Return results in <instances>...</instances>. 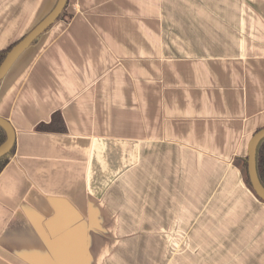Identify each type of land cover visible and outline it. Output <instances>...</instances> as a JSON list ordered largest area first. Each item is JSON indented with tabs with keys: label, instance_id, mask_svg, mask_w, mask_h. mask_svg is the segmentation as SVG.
Returning a JSON list of instances; mask_svg holds the SVG:
<instances>
[{
	"label": "crops",
	"instance_id": "crops-1",
	"mask_svg": "<svg viewBox=\"0 0 264 264\" xmlns=\"http://www.w3.org/2000/svg\"><path fill=\"white\" fill-rule=\"evenodd\" d=\"M54 1L0 0V50ZM141 2L79 0L0 80V264H264V201L233 163L264 127V11L208 57L156 14L138 34ZM54 112L63 132L36 129Z\"/></svg>",
	"mask_w": 264,
	"mask_h": 264
},
{
	"label": "rangeland",
	"instance_id": "rangeland-1",
	"mask_svg": "<svg viewBox=\"0 0 264 264\" xmlns=\"http://www.w3.org/2000/svg\"><path fill=\"white\" fill-rule=\"evenodd\" d=\"M78 2L79 0H70L66 8L72 9ZM162 2L165 9H161ZM141 3L143 5L137 7V14H145L146 18L142 21L147 22L140 28L138 26L140 31H138V34H148L151 30L156 32L153 20V14H156L159 23L157 27L158 34L161 36L163 33L172 32L168 37L176 50L179 52H182L184 48H190L196 52L201 50V53L208 54V57L215 54L217 47L228 45L232 40V24L235 22L240 23L237 16L251 11H264V5L258 3V1L251 5L243 4L232 7L228 0H156L158 6L156 11L151 8L149 0H142ZM54 4L55 1L52 6ZM66 8L61 18L67 16ZM245 22H248L249 25L251 21L247 19ZM252 22H255V26L254 29L251 28L249 31H246L248 25L245 23L246 38L251 34L253 35L252 43L261 45L263 43L261 41L263 30L257 27L256 23L263 21L252 20ZM247 32L250 34H247ZM163 45H160L161 48Z\"/></svg>",
	"mask_w": 264,
	"mask_h": 264
},
{
	"label": "water",
	"instance_id": "water-1",
	"mask_svg": "<svg viewBox=\"0 0 264 264\" xmlns=\"http://www.w3.org/2000/svg\"><path fill=\"white\" fill-rule=\"evenodd\" d=\"M68 0H56L52 8L44 15L24 36H22L6 53L0 63V80L7 73L9 68L19 55L51 26L64 10ZM0 126L4 129L6 138L0 143V157L7 154L14 145V129L6 119L0 116ZM264 138V127L254 131L250 136L245 156L247 157V173L251 183L252 191L264 201V187L260 182L256 170V149Z\"/></svg>",
	"mask_w": 264,
	"mask_h": 264
},
{
	"label": "trees",
	"instance_id": "trees-1",
	"mask_svg": "<svg viewBox=\"0 0 264 264\" xmlns=\"http://www.w3.org/2000/svg\"><path fill=\"white\" fill-rule=\"evenodd\" d=\"M67 5V4H66ZM66 8V6H65ZM64 8V10H65ZM59 15L57 19H60L63 15V12ZM17 42V41H16ZM12 43L8 48L0 50V63L4 59L6 53L9 51V49L16 43ZM36 129L41 131H60L63 132L66 127L64 124V121L60 115L59 112H54L52 114L51 120L48 123H40L36 126ZM6 138V134L4 129L0 126V143L3 142ZM14 151V145L11 148V150L0 157V171L3 169V167L7 164L9 161L10 156L12 155ZM234 165L239 168L241 174L243 175L244 181L246 185L249 187V189L252 191L251 183L249 180V175L247 173V157L246 156H237L234 161ZM256 170L260 179L261 184L264 187V138L259 143L257 149H256ZM254 192V191H253Z\"/></svg>",
	"mask_w": 264,
	"mask_h": 264
}]
</instances>
